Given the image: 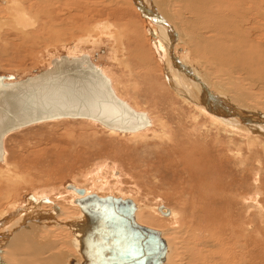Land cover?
<instances>
[{"label": "rangeland", "instance_id": "rangeland-1", "mask_svg": "<svg viewBox=\"0 0 264 264\" xmlns=\"http://www.w3.org/2000/svg\"><path fill=\"white\" fill-rule=\"evenodd\" d=\"M18 1L23 5L24 13L30 12L31 16L37 17V23L27 31H19L18 28L16 29L17 26H12L8 22L6 6L10 0L0 1V75L21 80L49 68L51 60L61 55L78 57L86 54L111 80L117 95L124 98L131 106L137 105L139 110L149 112L151 116L159 115L167 122V113L172 108L186 117L188 109L168 94L160 75L162 68H159V63H157L158 68L156 66L155 69L161 71L154 70V75L151 72L150 76H146V72L143 74L144 70L137 65L133 54L132 57L129 55L135 49L138 51L145 49L149 51V49L144 40V37L148 39V36L143 32V26L147 22L128 5L127 0H70V2L59 0L62 4L60 8L53 9L57 14L54 13V18L52 14L48 15L42 8L40 9L34 0ZM162 2L166 3L167 0ZM170 4H167V8H173V13L175 9L181 10V4L176 3L179 4L178 7H174L173 3L171 6ZM28 13L27 16L31 18ZM186 15L188 16V13L185 11L184 16ZM171 21H175V18L171 17ZM55 25L56 30H54ZM183 48L186 50L185 46L178 44V56L183 54ZM183 59L200 65V61L191 56L187 55ZM253 93L254 95L250 97L251 103L259 98V101H264L263 90H256ZM173 120L170 118L171 122ZM155 133L158 134L156 130L150 132L145 139L129 134L112 135L109 130L84 120H61L38 124L14 132L5 138V160L0 163V169L6 170L8 164L15 166L10 174L17 177L13 178L14 182L11 183L17 188L15 192L17 197L16 195L15 197L23 203L28 196L34 195L37 198L36 195L39 197L41 193L43 196L54 198L57 203L64 199L61 202L65 207L62 210V217L73 212L68 209L66 201L71 198L67 195L70 191L67 186L73 184L89 190L92 177L97 173L106 178L109 184L103 188L104 191L98 189L96 192L128 196L145 207L155 208L161 205L169 209L174 217L164 218L157 211L148 209H140V213H136V221L140 225L161 232L169 248V254L171 253L167 264H206L204 260L207 256L210 258H207L210 264H224L225 258L234 264L243 263V258L246 264L248 262L264 264V142L261 144L258 141L248 147L247 143L236 138L233 142L227 143V139L224 140L222 136L217 140L213 132L206 139L209 143L217 141L213 143V147L206 149L204 143L198 141V144L208 150L211 157L215 158L221 154L223 158L222 162L220 161L223 165L220 167L217 164L220 168L216 170L215 175L207 171L203 177L207 182L209 180L211 182L212 177L220 178L222 182L218 188L209 183L218 190V193H222L221 198H216V206L213 207L217 211L220 209L217 214L218 219L212 218L200 204L201 202L197 204V208L191 206L185 208V201L189 198L194 199L198 192L204 193L203 188H200L196 180L190 182L186 176L179 177L171 173L170 166L172 167L176 161L168 153L167 145L156 146L159 140ZM177 139L179 143L184 141L180 137ZM226 147L234 150L233 153L236 155L232 157L234 161L231 159L230 164L227 162V157L231 154ZM198 150L199 147L192 151L195 157L192 156L190 159L198 157ZM1 178L0 192L6 193L5 176ZM114 178L117 179L116 182ZM229 183L231 188H228ZM206 190L211 193L214 191L210 187ZM182 191L185 198L178 196ZM230 191L235 194L233 193L232 196ZM240 197H245L249 202L248 205L242 202ZM237 199L239 200L235 203ZM229 201L231 204L234 203L230 207V213L231 224L238 228L237 237L246 235V242L245 239L244 242L242 241L245 255L234 246L233 242L226 240L229 233L226 220ZM141 214L152 223L141 220L139 217ZM191 215H194L193 218ZM57 216L60 214H56ZM240 226L242 232L244 230L243 234ZM199 229L205 231H202L205 237L213 234L212 237L219 235L218 238L221 239L222 235L225 245L221 243V247L217 245L213 249L203 248L205 246H198L199 250L191 248L196 241L200 244L197 237ZM216 232L220 233L216 234ZM61 233L64 241L65 233ZM223 246H226L224 250ZM68 249L66 248L69 252Z\"/></svg>", "mask_w": 264, "mask_h": 264}, {"label": "bare ground", "instance_id": "bare-ground-1", "mask_svg": "<svg viewBox=\"0 0 264 264\" xmlns=\"http://www.w3.org/2000/svg\"><path fill=\"white\" fill-rule=\"evenodd\" d=\"M34 1H36V4L38 3V7L40 9L42 8L46 14H52L53 18L55 13L53 9L60 8L62 4V0ZM127 1L128 5L147 22L145 26H142L144 27L143 32L148 36V39L144 37V40L149 49V51L146 49L140 51L135 49L132 53L130 52L131 54L129 55L131 56L133 54L132 56L137 60V65L141 66L144 70L143 74L146 72V76H150L151 72L154 75V70L159 71V69H155L157 63H159V68H162V71L160 69V75H162L165 86L167 87V92L188 109L186 117H183L180 112L172 108L166 116L168 123L162 117H159V115H156L157 117L151 116L149 112L139 110L136 104V106H131L124 98L117 95L111 80L102 70L101 72L109 79L112 84L111 87L117 97L127 102L134 110L146 113L150 120L151 125L149 128L129 135L145 139L147 134L156 130L158 134H155H157L159 140L156 146L167 145L168 153L176 161V163L172 165L173 168L169 165L171 173L179 177H181L180 175L186 176L190 182L196 180L200 188H203L204 193L200 194L198 192L197 196H195L191 190V193L196 198L194 197V199L189 198L186 200L184 203L185 208H187V206L197 208V204L201 202L200 204L207 210V213L212 218H218L217 214L220 209L217 211L216 209L214 210L213 207L216 206V198H221L222 193H218L215 187L218 188V186H221L222 182L220 178L215 179V177H212L213 179H211V182L210 180L207 182L204 181L203 177L205 176L204 173L207 171L215 175L216 170H219L223 165L221 163L223 158L221 154L215 158L209 155L207 152L208 150H206L207 147H213V143L217 141L209 143L206 141L207 137L213 132L217 140H219V138L221 139L220 136H222L224 140L225 138L227 139V143H231L238 138L240 141L247 143L248 147H251L252 144L258 141L261 144L264 142V101H259V98L256 102H250V97L254 95L253 91H264V1L167 0L166 3H163L162 0ZM68 2H70V0ZM168 3H173L172 5L174 7H178L179 4H181V10L178 11L175 9L173 13V8L170 7L171 4L169 6L170 9L167 8ZM176 3L179 4L176 5ZM6 8L8 12V22L12 26H17L16 29L18 28L19 31H27L36 25L37 17L31 16L30 12L24 13L25 10L20 1L10 0ZM185 11L188 13V16H184ZM26 13L30 14L31 18L28 17ZM171 17H174L175 21L172 22ZM56 28L57 26L55 25L54 30H56ZM148 42H150V46ZM178 44L186 48V50L183 48V54L179 56L177 55ZM142 51L144 53H142ZM184 55L191 56L200 61V65L198 63H190V60L188 63L186 59H183L185 58ZM153 56L155 58H153ZM115 60L118 62V59L115 58ZM209 74L212 76H209ZM213 78H217V80L214 79V81ZM249 92L252 94H249ZM169 117L174 120L171 122ZM173 124H175V126H172ZM109 132L112 135L118 134L111 130H109ZM151 134L153 135V133ZM178 137L184 139V141L179 143ZM199 140L204 143L206 149H204L201 144H198ZM197 147L200 148V150L197 151L198 157L190 159L192 156L195 157V153L192 151L197 149ZM226 149H228L231 154L227 157V162L234 161V159H232L233 156H236L235 153H233L234 150H231L230 147H226ZM4 160L5 149L3 142V156L1 162ZM217 164L218 166L220 165V167H218ZM13 168H15L14 165L8 164L6 170L0 169V178L5 176L6 189V193L0 192V264H80L82 262V257L79 253V245L83 236L86 235L84 233L89 226V220L85 218L75 202L77 199L81 198V196L74 192V190L69 189L70 191H68L69 194L67 195L71 196V198H68L66 201L68 202V209L73 212L64 217H62V210H64L65 207L61 203L64 199L57 203L54 198L43 196V193H41L39 197L36 195L37 198H35L34 195L28 196L26 200L24 199L25 202L23 203L19 198H16L17 194H15V192H17V188L12 186L13 184L11 183L13 178L17 177V175L10 174ZM2 181L4 180L2 179ZM114 181L116 182L117 179L114 178ZM209 183L214 184L215 187L209 185ZM108 184L107 179L97 173L92 177L89 190L73 184L72 186L74 188L83 189L84 195L95 194L100 198L111 196L114 198L131 200L135 204V221L136 213H140V209L158 212V207L154 208L145 207L142 204L139 205L132 200L133 198L130 199L128 196L124 197V195L120 196L119 194L105 195L102 192H96L98 189L103 190ZM207 187H210L214 191L212 193L207 192ZM229 187L231 188V183L228 184V188ZM233 193L234 192H231L232 196ZM178 196L185 198L183 191L178 193ZM244 198L245 197H242L240 200L248 205L249 202ZM238 200L239 199L235 200V203H237ZM229 203L230 205L227 209L228 216L226 219L229 233L226 240L233 242L234 246L243 253L245 247L242 241L244 242L246 235L237 237L239 236L237 234L238 228L231 224L232 217L230 213V207L234 203L231 204L230 201ZM166 210H168L167 216H164V214L160 212L158 213L164 218L169 216L174 217L173 212L171 213L169 209L165 207H163L162 212ZM56 214H60V216L56 217ZM201 214L200 212V215ZM191 216L193 218L194 215ZM139 217L147 223H152L147 217L144 218L142 214L139 215ZM247 217L248 216H246V218ZM222 223L224 224L223 220ZM226 228L224 229L227 230ZM240 229L243 234L244 230L242 232L241 226ZM202 231L204 230L201 229L200 231L199 229L197 233L198 236L195 234L200 244L196 241L191 248L198 249V246H205L203 248L207 247L208 249H213L217 245L221 247V243L224 244L223 242L225 241L221 234V239L218 238L219 235L212 237L213 234L209 235L210 237H205ZM61 232L65 233L64 241L61 238V235H63ZM219 233L216 232V234ZM160 236L166 248L162 264H167L169 260L168 256L170 257L171 253L169 254V248L162 238L161 232ZM225 247L226 246H223V250ZM66 248H69V252ZM246 248L249 249L248 247ZM207 258L209 257L207 256L204 261L206 264H210L207 262ZM228 262L234 264L228 260V258H225L224 264ZM242 262L241 264H246L245 258H243Z\"/></svg>", "mask_w": 264, "mask_h": 264}, {"label": "water", "instance_id": "water-1", "mask_svg": "<svg viewBox=\"0 0 264 264\" xmlns=\"http://www.w3.org/2000/svg\"><path fill=\"white\" fill-rule=\"evenodd\" d=\"M61 120H84L120 134L149 128L144 112L117 97L109 79L87 55L51 60L50 67L15 81L0 76V162L5 138L25 128ZM75 202L88 221L79 245L80 264H162L166 248L160 232L135 221L129 199L95 194ZM162 212L163 206H158ZM71 262V261H70Z\"/></svg>", "mask_w": 264, "mask_h": 264}]
</instances>
